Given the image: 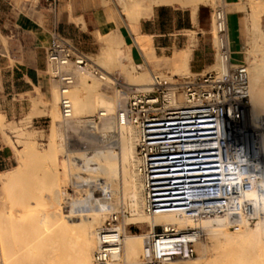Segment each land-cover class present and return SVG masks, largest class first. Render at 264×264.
Here are the masks:
<instances>
[{
	"label": "built area",
	"instance_id": "1",
	"mask_svg": "<svg viewBox=\"0 0 264 264\" xmlns=\"http://www.w3.org/2000/svg\"><path fill=\"white\" fill-rule=\"evenodd\" d=\"M58 2L50 0L49 7L56 10ZM211 22L216 33L213 52L224 63V70L191 72L175 81L155 77L146 88L121 85L111 114L98 110L84 117L72 116L66 91L74 82V72L87 70L91 60L58 31L52 32L46 61L50 77L58 84L60 116L74 123L78 146L87 148L93 138L111 146L116 144L111 135L118 127H133L147 214L176 213L194 221L224 215L235 230L241 227L242 217L248 224L256 220L244 195L264 167L263 157L258 155L264 127L248 126V73L245 63L232 60L223 5L212 9ZM103 122L113 129L98 132L96 128ZM118 220L119 214L110 213L101 226L104 232L93 264L115 261L104 235L113 232L111 239L119 241ZM201 234L198 227L161 225L158 232L153 228L143 234L141 264L192 258Z\"/></svg>",
	"mask_w": 264,
	"mask_h": 264
},
{
	"label": "bare ground",
	"instance_id": "2",
	"mask_svg": "<svg viewBox=\"0 0 264 264\" xmlns=\"http://www.w3.org/2000/svg\"><path fill=\"white\" fill-rule=\"evenodd\" d=\"M132 1L133 4L135 3V6L137 3L135 0H121L119 3L123 5L122 8L124 10L126 7L125 3L129 5ZM146 1L147 0H144L143 2L145 3ZM151 1V3L154 2L153 4H155V2L160 4L163 2L172 3V1L174 2L175 0ZM179 1L185 3L183 0ZM188 1L196 8L199 0H197V3L196 0ZM140 2H142V0ZM140 2L138 1L137 6ZM151 3L147 6H150ZM134 6V11L135 7L137 9V15L141 13L139 9H144ZM140 6L142 7L141 4ZM129 7L132 9V6H127L126 8L128 9ZM144 7H146V5H144ZM262 9L263 6L259 3L251 12L250 28L254 38L253 46L256 49L260 46L258 40L263 39L262 43L264 44V34L261 33L258 25V18ZM146 12L149 13V11ZM146 12L144 11L147 16ZM124 14H126V12ZM136 14L134 18L141 16H136ZM134 20L136 22L137 19ZM109 41V43L112 42V40ZM109 45L111 47H109ZM109 45L104 47V57L108 59V57L111 58V54H115V59H117L119 54L117 55V53L110 51L112 44ZM257 51L258 50H254V52ZM260 52L262 53L260 57L258 55V59L257 57L253 58L246 67L249 75V101L255 108L264 105V84L261 82V79L264 77V52L263 50ZM106 54L107 56H105ZM190 57L191 46H188L173 53L170 57L173 64L171 65L174 66L176 72L179 70L178 72L185 71L186 73V71H190L188 67ZM212 66H215L219 70L225 69V65L220 59H217ZM174 75L178 74H171L170 76ZM79 77L83 78L82 75ZM155 77L160 78V76L151 74V82L148 84L147 76L145 72H142L136 77V80H140L142 83L127 84L138 88H146L152 83ZM77 91L78 89H72V91L66 94L70 102H72V108L75 113L82 109V107L86 108L87 106L78 98ZM52 94L53 103L51 104L52 110L50 108V114L53 116V119L50 114L48 115H50L51 122L53 121V123L50 124V135L49 141L46 143V151L40 156V151L38 152L29 143H24L26 140L23 142L22 139L21 142L25 147V155L22 154L23 152H20V154L17 153L18 162L24 163L25 158H29V161L33 162L32 160L37 158L36 160L45 159L54 169L59 163H61L63 167H70L71 170H74V173H72V181L79 190L80 194H78V196H80L76 199H70L65 193V190L58 186L57 169H55V171H53V168V170H46V175L51 180L50 183L39 184L37 178L31 189L27 187V185L23 183V179L20 178L22 177L21 175L25 176V173H23L24 171L20 172L22 169L19 171V168L18 171L15 170V172L11 171L4 174L3 188L5 193H7L6 199L8 203L5 201L3 204H9V207H7L10 209L3 210V208L0 210V249L2 264H92V252L96 249L100 241V233L104 232L101 230L102 220L100 217L101 215L112 213L117 210L119 206L128 210L129 216L125 217L126 222L137 224L144 223L149 227V231H152L156 225L165 227L173 225L177 228H183L185 226L194 228L199 227L202 235L204 233V242L202 245L200 244L201 246L199 245L197 247L201 251L205 252L210 250V252H212L210 259L207 260L209 264H264V167L260 170L259 179L253 183L252 188L244 195V198L249 202L252 214L256 216V221L253 224H248L246 219L242 217L241 227L230 230L228 218L224 215L207 217L197 221L182 214L169 212L149 215L144 211L143 184L137 172V162L135 158L136 136L133 127H118L117 133L111 135V138L117 141V145L113 144L110 147L117 146V150L115 148L93 149L90 152H80L74 155L78 160L74 159L73 156L70 158L64 156L65 158L59 162V154H63V150L62 143L60 140L56 139L54 127V122L56 121L55 117L59 119V112L56 106L58 96L56 91H53ZM97 95H95L94 104L96 102L100 105L102 103H106V106H108V103L112 105L108 100L102 99L103 97H101V95ZM254 111L255 113L252 114V121H254L257 127H264V115L258 113L257 109H254ZM3 123H5L3 122V115L0 114V128H2ZM8 126L7 128L9 129L14 128V125ZM120 128H122V131H120ZM25 133V131H19V138H22L20 136L25 135ZM28 134L30 135V133H27V135ZM27 135H25V137L28 138ZM258 155L263 157L264 163L263 137L261 138V146ZM258 155L256 154V156ZM21 165L19 164V166ZM31 167L33 171L35 166ZM256 167H258V165H256ZM31 170H29V172H31ZM69 172L71 173V171ZM63 176L65 177L66 174ZM35 177H37V175H35ZM60 184L61 183H59V185ZM36 190L38 193H34ZM44 191L45 193L47 192V194H43ZM31 199H33V201H31ZM62 202H64V205ZM112 233L113 232L110 231L106 232L104 237L106 238L105 242H108V250L112 252V259L117 260L120 255L118 254V244H120V241L111 239L113 236ZM142 238V234H131L123 240L124 257L129 264H135V261L142 253ZM115 263L116 262H113L111 264ZM186 263L196 264L197 261L195 263V261L188 260L185 261L184 264ZM167 264L180 263L170 261Z\"/></svg>",
	"mask_w": 264,
	"mask_h": 264
},
{
	"label": "rangeland",
	"instance_id": "3",
	"mask_svg": "<svg viewBox=\"0 0 264 264\" xmlns=\"http://www.w3.org/2000/svg\"><path fill=\"white\" fill-rule=\"evenodd\" d=\"M26 1H30L32 3V5L29 9L30 16H33V17L37 18L38 20L44 18L43 15L47 11H51L49 8V1L50 0H26ZM120 1L121 0H59L57 8H58V11L65 10V12H67L68 14H73V15H80L83 13V15L85 17L92 16V14H94V12H98L100 14L104 13V14H106L108 20L115 21V22H117V24H119L123 20H126V21H129V19H130V21H132V20L135 21L134 19L138 20L141 16H143V14L145 17L146 14L144 13V11L145 12L150 11L151 7L154 5L153 4L154 2L151 3L152 2L151 0H147L146 2H148V3H146V2L144 3L143 2L144 0H142V2H140L141 0H138L140 2V4L142 5V7L140 6V4H138V6H137L138 1L135 0L137 2L135 5V6H137V8L149 9V7H150L149 10L139 9L141 11H139V10L138 11L143 13V14L140 13L139 15H141V16H139L136 14L137 9L134 6L135 3L133 4V1L130 3L128 2L129 5H127V3H125L126 7L132 6V9L130 7L127 9L125 7L124 10L122 8L123 5H120L121 3H119ZM183 1H185V3L181 2L179 0L178 1L175 0L174 2H176L180 8L185 9V10H189L192 14L195 12V10H198V14H199L201 23H204V29L208 30L210 32V34L212 35V38H213V43L215 44L216 43V33H215V30H214L212 22H211V12H212V9L217 4L220 3V0H202V1L199 0L198 3L196 0V3H197L196 8H194L192 6V3L190 4L188 0H183ZM9 2H10V0H7L5 2V5L8 6V8H11L12 5ZM18 2H19V0H16V5L18 4ZM149 3H151L152 5L150 4V6H147V5H149ZM166 3H171V2H166ZM259 3L263 6V9L259 14L258 25H259V28L261 30V33L264 34V17H263V15H264V3L262 1L260 2V1H256V0H247V6L241 7V9H243L245 11V15H244V18L242 21L243 48H242V53L240 55V60L239 61H233V62H243V63H245L246 67L248 66L249 62L252 61L253 58L257 57V59H258L260 57V55L262 54L260 52L261 50H263V52H264V44L262 43L263 39L258 40L259 41L258 43L260 45L259 48L258 49L254 48V46H253L254 45V38H253L252 30L250 28V19H251L252 9L255 6H258ZM155 4H158V3L155 2ZM144 5H146V7H144ZM133 6L135 7V11H134ZM0 7H5V6L0 4ZM127 10H128V13H127ZM130 11H133L136 14V16H139V17L134 18L135 14L133 12H130ZM125 12H126L127 16L129 15L128 17L126 16V14H124ZM132 14H133V16H132ZM126 17H127V19H126ZM129 17H131V18H129ZM1 19H3V18L1 17ZM1 19H0V51L7 52L9 49L10 43H11L10 28H9L8 24H4ZM114 28H115L114 25L109 27V29L105 32V36L97 35L96 39L101 44L99 47V50H98V54L90 53L87 50L86 51L84 50L85 54L91 60L90 64L87 65L88 66L87 70L82 71V72H78V71L74 72L75 73L74 82L72 85L69 86L68 90L66 91V94L69 93L70 91H72V89H75V90L78 89V91L76 92L78 94L77 95L78 98L83 103H85L87 105L86 106L84 104L86 106V108L82 107V109H80L78 112L75 113L74 109L72 108L73 107L72 102H70L71 109H72V116L74 117V119L78 118V117H84V116L95 114L98 110H103V111L108 112V113L114 112L115 107H116V98H117L116 97V90L121 85H124L127 83H129V84L130 83L131 84L132 83L133 84L142 83L140 80H136V77L138 75H140L142 72H145V75L147 76L148 84L151 82V74L154 76H160V78L166 79L168 81H175V80H179V78L191 73L190 71H186V73H185V71L184 72L180 71L181 72L180 73V72H178L179 70H177V72H178L177 73L174 66H172L173 64H172V61L170 59V56L159 57V56L155 55L153 53L152 48L148 45H145V43H147V42L143 41L144 39H141V38H138V44L141 47L142 51L144 52L146 64H143V65L132 64L130 61V58H127L122 53L121 48H120L119 44L117 43L115 37H112L113 32H115V35H116V29H114ZM113 29H114V31H112ZM182 33L185 35H188L190 39H192L194 36V33L190 32V31H182ZM85 36H87V35H85ZM111 38H114V39H111ZM108 39L112 40V42L109 43L110 41ZM105 44H107V45L112 44V48L115 50H113L111 48L110 51H112L113 53H117V55L119 54L118 55L119 57L117 56V59H115L116 58L114 56L115 54L114 55L111 54V58L108 57V59L110 58L111 60L110 59L108 60L104 57L103 50H104V47L107 46ZM86 46H89V45L87 44ZM109 47H111V46L109 45ZM254 50H258V51L254 52ZM104 54H105V50H104ZM258 55H259V57H258ZM105 56H107V54ZM211 56H212V62L213 63H215L217 61V59H219L218 54H214L213 50H212ZM211 69L219 70L218 68H216L215 66H212V65L208 68V70H211ZM48 73L49 74L51 73L50 67H48ZM247 73H248V71H247ZM171 74H178V75L170 76ZM81 75L83 76V78L84 77L85 78L84 79L80 78L79 76H81ZM262 79H261V82L264 84V77ZM95 81H96L97 86L95 85ZM248 83H249V75H248ZM146 86H142V87H146ZM50 87H51L50 88V96L47 97L46 100H44L43 102L37 103L34 101L33 109L29 113H25L22 116L17 117V118H6L0 110V114L3 115V122H5V123H3L2 128H0L1 142L9 147V155H10V159L7 161V165L5 167L2 166L0 168V210H2L3 208H4L3 210H9L10 209V208H8L9 204L7 205V203H8L7 202L8 200L6 199L7 193H5L4 188H3L4 187V185H3L4 174L9 173L11 171L15 172V170L18 171L19 168H20L19 171L22 169V171H20V172L24 171L23 173H25V176L21 175L23 178L22 177H20V178L23 179V183H25L27 185V187H29L30 189L33 188V184L35 183L37 178L39 180L38 181L39 184H46V183L48 184L51 181L49 179V177L46 175V170H49V169L53 170L54 167H52L50 164H48L49 162L45 161V159L44 160L43 159L36 160L37 158H35L36 161L33 159L32 160L33 162H30L29 158H27V159L25 158L24 163H20V162H18V154H20V152H23L22 154L25 155L24 154L25 147L23 146L24 144L21 142L22 139H23V142H24V140H26L24 143L27 142L30 145H32L33 148L36 149L38 152L40 151L39 152L40 156H42L45 153L46 145H47L46 143H48V141H49L48 139H49V135H50L49 133H50V128H51L50 124L53 123V121L51 122V117H50V115H51L50 113L52 110L51 104L53 103L52 102L53 101L52 100L53 99V94H52L53 91H56L57 96H58V102H57L56 106H57L58 112H59V115H58L59 119L57 117H55L56 121H58V122H56V121L54 122L56 139L60 140V142L62 143V150H63L62 151L63 154H59V162H61V160L65 157L70 158L71 156H73V158L76 159L74 155H77V153L86 152V151L90 152L93 149L94 150L95 149L96 150H98V149H111V148H115L116 150L118 149L117 146L110 147L109 145L108 146L104 145L103 143L99 142L95 138H93V139H91V141H89V143H88L89 146L87 148H82V147L78 146L77 135L74 132V130H75L74 129V123L71 121H63L61 116H60V108H59L60 93H59L58 84H57L56 80H54L53 78H51ZM139 87H141V86H139ZM97 94L101 95V97H103L102 99H105V100H108L109 102H111L112 105H110L109 103H108V106H106L107 105L106 103H102L100 105V104H97L96 102H95V104H96L95 105L94 104V100H95L94 98H96L95 95H97ZM67 97H68V95H67ZM97 97H98V95H97ZM68 99H69V97H68ZM103 104H105V105H103ZM247 106H248L247 107L248 115H246V116H248L247 117L248 126L250 125V128H253L251 126H253V124L255 125L254 121H252V118H253L252 114L255 113L254 109H257L258 113H261L262 115H264V105H260L258 108H255L251 104V102L249 101V98H248ZM50 108H51V110H50ZM48 114H50V115H48ZM33 117H37V118H33ZM52 119H53V116H52ZM6 123L7 124L9 123L10 124V125L8 124L9 126L14 125V128H10V129L7 128L8 125ZM11 124H13V125H11ZM96 129L98 132H107V131L112 129V126L110 123L103 122V123L99 124ZM257 130H261V129H257ZM17 131L18 132L19 131H25L26 132L25 135H27V133H30V135L29 134L27 135L28 138L25 137V135L20 136L22 138H19ZM120 131H122V128H120ZM111 139H113V138H111ZM115 145H117V141H116ZM64 154H66V155H64ZM64 160H66V159H64ZM76 160H78V159H76ZM19 164L20 165L22 164L24 166H22V165L19 166ZM31 166H35V168H34L35 170L33 169V171H32ZM67 168H69V169H67ZM71 168H73V167H71ZM55 169L58 170V172H57L58 186L61 187V189L65 190V193L70 197V199H76L77 197H79L80 195L78 196V194H80V192L76 188L75 183L72 181V178H73L72 173H74L73 172L74 170L73 169L71 170L70 167H67V166H65V167L61 166V163H59ZM55 169L53 171H55ZM29 170H31V172H29ZM68 170L71 171V173ZM32 172H33V174H32ZM63 173L66 174V176H65L66 178L63 176L64 175ZM35 175H37V177H35ZM59 183H61V184L59 185ZM45 191L43 192V194H47V192L45 193ZM34 193H38V191L36 190V191H34ZM5 201L7 203L3 204V203H5ZM31 201H33V199H31ZM62 204L64 205V202H62ZM5 208H8V209H5ZM113 212H116L117 214H119V220L116 223V225L119 226L120 232H121V235L119 237L120 244H118V247H119V249H118L119 253L118 254H120V255H119V259L115 260L114 262H116L115 264H129V262L124 257L125 255L123 252L124 251L123 240L128 235H131V234H142L143 235L144 233L149 231V227L144 223L143 224L142 223L137 224V223L126 222L125 217H128L129 213H128L127 209H124L121 206H119L117 208V210H115ZM109 215L110 214L101 215L100 218L103 221V222L101 221V226L106 223ZM189 227L190 226H185L183 228H189ZM160 228H161V225L154 226V230L157 232L160 231ZM198 229L201 230L199 227H198ZM229 229L233 230L231 227H229ZM203 242H204V233H203V235L201 234L199 239H197L195 241L196 253L192 258L175 259L172 261H176L177 263L184 264L185 261L189 260V261H195V263L197 261L196 264H198V263L199 264H206L208 262L207 260L210 259L212 252H210V250H207L204 252V251H201L198 249L197 246H199L200 244L202 245ZM209 249H210V247H209ZM94 252H95V249L92 252V256L94 255ZM140 256H141V254L139 255L138 259L135 261L136 262L135 264H141ZM0 262L2 264L1 249H0ZM92 264H93V261H92ZM207 264H209V263H207Z\"/></svg>",
	"mask_w": 264,
	"mask_h": 264
},
{
	"label": "crops",
	"instance_id": "4",
	"mask_svg": "<svg viewBox=\"0 0 264 264\" xmlns=\"http://www.w3.org/2000/svg\"><path fill=\"white\" fill-rule=\"evenodd\" d=\"M6 1L0 0V4L5 6L0 7V19L2 17V22L8 24L11 39L8 51H0V110L6 118H17L29 113L34 101L43 102L50 96L51 78L46 49L51 44L53 31L61 33L83 53L87 50L98 54L101 44L96 39L97 35L105 36L109 27L114 25L116 35L113 32L112 37H115L122 53L134 65L146 64L138 38L144 39L147 42L145 45L150 46L159 57H171L176 51L191 46L188 61L190 72H204L214 64L211 56L213 38L204 29L198 10L192 14L180 8L176 2L154 4L151 12L136 22L123 20L117 24L108 20L104 13L94 12L92 16L85 17L83 13L73 15L50 7L51 11L38 20L29 14L30 1L19 0L16 5V0H10L11 8L5 5ZM256 1L264 3V0ZM219 4L227 12L232 60L239 61L245 15L241 7L247 6V0H220ZM182 31L193 32V38L190 39ZM9 159V147L1 142L0 136V168L5 167Z\"/></svg>",
	"mask_w": 264,
	"mask_h": 264
}]
</instances>
